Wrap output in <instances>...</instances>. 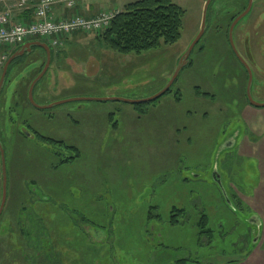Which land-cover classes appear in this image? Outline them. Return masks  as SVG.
Here are the masks:
<instances>
[{
  "label": "rangeland",
  "instance_id": "rangeland-1",
  "mask_svg": "<svg viewBox=\"0 0 264 264\" xmlns=\"http://www.w3.org/2000/svg\"><path fill=\"white\" fill-rule=\"evenodd\" d=\"M88 1L118 6L101 11L115 13L137 0ZM174 1L185 10L174 44L121 54L94 42L92 32L55 46L34 98L42 92L43 99L85 100L41 109L25 98L29 108L22 110L16 92L24 85L28 94L38 74L33 65L38 61L40 70L46 51L36 47L42 54L11 65L0 93L7 173L0 264H245L253 255H260L256 264L264 261V173L251 144L259 142L264 112L253 106L243 113L246 67L229 39L231 19L249 0L211 1L191 64L146 113L129 102L88 100H141L166 85L201 30L207 0ZM234 42L250 62L252 97L264 102V0H253ZM2 71L0 65V78ZM36 131L80 155L57 167L55 147ZM2 166L0 149V202ZM174 207L186 210L176 213L175 225ZM201 212L212 231L200 237Z\"/></svg>",
  "mask_w": 264,
  "mask_h": 264
},
{
  "label": "trees",
  "instance_id": "trees-1",
  "mask_svg": "<svg viewBox=\"0 0 264 264\" xmlns=\"http://www.w3.org/2000/svg\"><path fill=\"white\" fill-rule=\"evenodd\" d=\"M246 7L247 4L241 11H243ZM236 15H234L231 19L230 25ZM184 16L185 10L174 0H137L127 3L122 10L116 12L111 20L110 25L105 30L97 32L95 34V37L99 38V40H103L111 50L119 52L121 54L142 53L143 51L158 48L159 46H161V44H174L178 42L182 35ZM79 33H82V31H77L72 36H75ZM51 54L53 59V47L51 49ZM30 55L31 54H24L21 57H28ZM21 57L14 60L11 65L16 62L18 63V60ZM189 64H191V62ZM44 65L45 62L42 64L40 71L43 69ZM173 85L166 93L172 91ZM25 90L26 87L24 91ZM16 93L19 95V89ZM26 93L27 91L25 92V94ZM25 98L27 99V101H29L27 96H25ZM159 99L160 98L154 101H157ZM179 100L180 98L179 96H177V101ZM154 101L136 104L135 106L138 110L146 113L147 104ZM36 136L42 142L49 144L59 143L62 147L69 150L71 153H75L72 156L60 157L59 163H57L56 165L57 167L60 164L70 162L80 155L77 147L67 144L64 140L46 137L38 133L37 131ZM178 212H181V214H183L186 212V210L185 208L174 207L170 224L175 225L179 223V219L175 217L176 213ZM208 222V214L205 212H201V216L198 220L200 237L203 236L204 233L212 231L207 229ZM177 262L179 264H200V262L196 259H194L193 261V259L186 258H181Z\"/></svg>",
  "mask_w": 264,
  "mask_h": 264
},
{
  "label": "built area",
  "instance_id": "built-area-1",
  "mask_svg": "<svg viewBox=\"0 0 264 264\" xmlns=\"http://www.w3.org/2000/svg\"><path fill=\"white\" fill-rule=\"evenodd\" d=\"M9 0H0L5 4V10L0 11V65L8 57V49L14 48L30 39L41 38L52 46H60L66 37L77 31L100 32L111 23L115 13L101 12L93 18L80 14L54 19L51 11L56 5L74 8L76 0H15L11 5ZM35 3V18L29 22H15L12 19V7L28 9ZM1 49H4L1 51Z\"/></svg>",
  "mask_w": 264,
  "mask_h": 264
},
{
  "label": "water",
  "instance_id": "water-1",
  "mask_svg": "<svg viewBox=\"0 0 264 264\" xmlns=\"http://www.w3.org/2000/svg\"><path fill=\"white\" fill-rule=\"evenodd\" d=\"M212 0H207L206 4H205V8H204V15H203V21H202V27L201 30L198 34V36L196 37V39L193 41V43L191 44V46L189 47V49L187 50V52L184 54V56L182 57V59L180 60L175 72L173 73L172 77L169 79V81L166 83V85L160 90L158 91L156 94H154L153 96L146 98V99H141V100H134V99H125V98H121V97H102V98H90L88 99L89 101L91 100H100V101H124V102H129L132 104H141V103H146V102H151L154 101L158 98H160L161 96H163L170 88L171 86L174 84V82L176 81V79L178 78L180 72L182 71V69L184 68V66H186L187 64H189V57L194 49V47L196 46V44L200 41V39L202 38V36L205 33V29H206V18H207V11L209 8V5L211 3ZM252 4H253V0H249L248 2V6L245 9V11L243 13H241L238 17H236L233 22L231 23L230 29H229V39H230V43L232 45L233 51L236 53V55L240 58L241 62L244 64V66L246 67V69L249 72V83H248V87H247V97L249 102L257 107H264V102H258L256 100L253 99L252 97V70L250 68V66L248 65V63L246 62V60L240 56L235 42H234V29L237 25V23L240 21L241 18H243L252 8ZM34 47H41L43 49H45L46 54H47V59H46V63L45 66L43 68V70L41 71V73L33 80V82L30 85L29 88V92H28V97H29V101L32 105H34L35 107L41 108V109H46V108H51L54 106H57L59 104H63L66 102H70V101H82L85 100V98H71V99H62V100H58V101H54L52 103L49 104H40L38 103L35 98H34V89L35 86L37 85V83L40 81V79L45 75V73L47 72V70L50 67L51 64V47L48 43L44 42V41H31L28 42L26 44H24L23 46L20 47V49H18L15 53H13L9 59L6 61L4 67H3V72L0 78V93L2 91L3 88V84L5 82L7 73L9 71V67L11 65V63L16 60L17 58L23 56L24 54H29L32 52ZM0 149H1V158H2V163H3V197H2V203L0 206V215L3 211L5 202H6V198H7V173H6V165H5V157H4V150L0 144Z\"/></svg>",
  "mask_w": 264,
  "mask_h": 264
},
{
  "label": "crops",
  "instance_id": "crops-1",
  "mask_svg": "<svg viewBox=\"0 0 264 264\" xmlns=\"http://www.w3.org/2000/svg\"><path fill=\"white\" fill-rule=\"evenodd\" d=\"M83 1L84 0H77V6H76L75 9H72V10L67 9V8H65L63 6H56V7H54L53 10H52V16H53V18H60V17L70 16L74 12L75 13L76 12L81 13L82 15H84L86 17H93V16L97 15L99 12H101L102 10L115 9V8L118 7V6H114V7H111V8L104 9V8H100L99 5H96L94 3H90V1H88V2H83ZM14 2H15V0H9L8 1V3L11 4V5ZM35 2L37 3V0ZM35 5L36 4L33 3L32 4V7L31 8H28V9H19L17 7H12V18H13V20L15 22H28V21L33 20L34 17H35V9H34V6ZM3 10H5V4L1 2L0 3V11H3ZM69 40H71V38H69L68 40H66L65 43H68ZM31 41H38V40L37 39H35V40L33 39ZM97 41H99V39H94V42H97ZM35 48L36 47H34V50L32 52L33 54H42V53H39V51L36 52ZM18 49H20L19 46L18 47H15V48H10V49H8V53H10V56H11ZM2 51H3V49H2ZM27 63H28V61H27ZM33 66H34V68L37 67V69H38L39 66H40L39 65V62L37 61ZM37 69H36V71L38 72V74L35 75L34 79L41 73V71L40 70H37ZM24 89H25V86L24 85L21 86V87H19V95L17 94V96H19V98L21 97L19 99L20 102H21L20 104H22V106L20 108L22 110H27L29 107L25 104V96L28 97V94L27 93L25 94ZM35 95L37 96L36 100L40 104L41 103H49L51 101H56V100L61 99V98H58L57 97L58 95L57 96H48L50 99H43L42 97H43L44 94L42 92H40L39 94L37 92H35ZM39 98H41L43 100H39ZM23 102H24V104H23ZM252 108H253L252 105L246 104L244 106V108H243L244 115L247 116L248 113L252 110ZM259 108H261V107H259ZM262 108H263V112H264V107H262ZM257 133H258L259 142L256 141V142H252L251 143L252 144V150L255 152L254 154L259 157L260 168L262 169V172L264 173V129H263V131L262 130H259ZM259 257H260V255L259 256L253 255L250 258V260L248 262H246L245 264H256V260ZM262 259L264 260V258H262ZM260 264H264V261H261Z\"/></svg>",
  "mask_w": 264,
  "mask_h": 264
},
{
  "label": "flooded vegetation",
  "instance_id": "flooded-vegetation-1",
  "mask_svg": "<svg viewBox=\"0 0 264 264\" xmlns=\"http://www.w3.org/2000/svg\"><path fill=\"white\" fill-rule=\"evenodd\" d=\"M249 2V1H248ZM247 6H248V4H247ZM247 8V7H246ZM245 8V9H246ZM245 9L243 10V11H241V12H238L237 13V15L235 16V18L236 17H238L241 13H243L244 11H245ZM234 18V19H235ZM246 57V56H245ZM247 59V58H246ZM245 59V60H246ZM246 62L248 63V65L250 66V62H248L247 60H246ZM245 75V78H246V87H245V97H246V101L248 102L247 104H249V105H252L250 102H249V100H248V97H247V87H248V83H249V72H248V70L246 69V73L244 74ZM252 76H253V72H252ZM252 84H253V78H252ZM252 106H254V105H252ZM255 107H257V106H255ZM259 108V107H258ZM262 108V107H261ZM47 144H49V143H47ZM50 145H53L55 148H54V155H55V157H57L58 159L61 157L60 155H61V151L62 150H64L65 148L64 147H62L59 143H56V144H50ZM69 156V155H68ZM2 182V181H1ZM1 192H2V196H1V202H0V206H1V203H2V197H3V182H2V189H1ZM4 207H5V205H4ZM4 209V208H3ZM2 213H3V211H2ZM2 215V214H1Z\"/></svg>",
  "mask_w": 264,
  "mask_h": 264
}]
</instances>
